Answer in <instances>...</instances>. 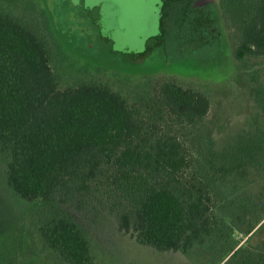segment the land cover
<instances>
[{
  "label": "rangeland",
  "instance_id": "rangeland-1",
  "mask_svg": "<svg viewBox=\"0 0 264 264\" xmlns=\"http://www.w3.org/2000/svg\"><path fill=\"white\" fill-rule=\"evenodd\" d=\"M257 2L0 0L3 13L46 37L59 90L107 87L150 129L178 137L183 174L209 199L210 234L187 252H159L119 231L117 210L132 190L97 181L64 208L88 239L86 264L264 262V56L235 59ZM168 82L204 94L208 116L190 125L169 115L160 98ZM4 166L0 155V264H69L41 235L47 209L10 189Z\"/></svg>",
  "mask_w": 264,
  "mask_h": 264
},
{
  "label": "trees",
  "instance_id": "trees-1",
  "mask_svg": "<svg viewBox=\"0 0 264 264\" xmlns=\"http://www.w3.org/2000/svg\"><path fill=\"white\" fill-rule=\"evenodd\" d=\"M248 56H264V0L236 47L237 61ZM160 96L162 108L184 124H198L209 114L202 93L168 82ZM155 130L107 87L85 83L59 90L46 37L0 10L4 180L19 198L47 209L41 235L69 264H86L90 246L64 208L101 180H108L103 185L109 189L132 190L135 197L130 193L118 207V228L140 245L187 252L210 234L209 199L183 174L189 168L183 144Z\"/></svg>",
  "mask_w": 264,
  "mask_h": 264
}]
</instances>
